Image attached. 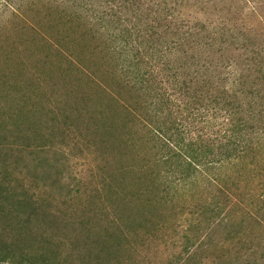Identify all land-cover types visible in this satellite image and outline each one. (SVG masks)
Segmentation results:
<instances>
[{"label":"rangeland","instance_id":"374dc122","mask_svg":"<svg viewBox=\"0 0 264 264\" xmlns=\"http://www.w3.org/2000/svg\"><path fill=\"white\" fill-rule=\"evenodd\" d=\"M4 256L264 264V0H0Z\"/></svg>","mask_w":264,"mask_h":264},{"label":"trees","instance_id":"16d2710c","mask_svg":"<svg viewBox=\"0 0 264 264\" xmlns=\"http://www.w3.org/2000/svg\"><path fill=\"white\" fill-rule=\"evenodd\" d=\"M238 132H240V131H238ZM238 132H237V133H238ZM161 137H162V136H161ZM161 143H162V142H161ZM194 154H196V156L199 155V154H197V152L194 153ZM9 260H10V257H8V256L0 257V264H3L4 261H9ZM8 264H13V263H8Z\"/></svg>","mask_w":264,"mask_h":264}]
</instances>
